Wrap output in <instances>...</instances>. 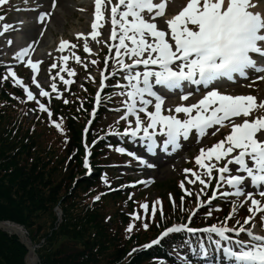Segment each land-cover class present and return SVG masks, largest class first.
Listing matches in <instances>:
<instances>
[{"label":"snow or ice","instance_id":"obj_1","mask_svg":"<svg viewBox=\"0 0 264 264\" xmlns=\"http://www.w3.org/2000/svg\"><path fill=\"white\" fill-rule=\"evenodd\" d=\"M4 3L5 0H0V5ZM166 5L167 0H94L91 31L77 34L78 39H83L84 52L91 53L93 50L88 37L91 42L102 43L98 39L101 35L99 29L104 27L105 12L110 8V40L114 43L109 44L108 49L109 53L115 50L111 75L115 77L119 74L125 82L115 85L120 89L118 95L124 97L123 112L116 124L124 121L126 125L123 131L113 129L112 135L140 144L147 154L156 155L157 149L166 154L177 151L182 147L181 141H188L191 135H195L199 144L206 136H215L221 129H230L211 147L200 148L199 155L195 157V164L201 170L199 173L192 169L184 170L195 177L189 179L186 175L188 184L199 181L202 186L195 194L196 208L189 210L187 221L173 223L143 248L160 246L166 238L179 234L181 239L172 241L169 247L181 264H220V257L223 264H264V234L255 230L254 221L257 214H261L260 220L264 221V113L254 115L264 110V101L257 103L252 95H232L219 90L226 81L248 79L249 72L264 73V14L252 10L256 7L253 0H187L186 5L170 18L165 16ZM55 8L56 0H52V9ZM50 16V12L40 13L39 22L44 24ZM157 17L164 19L165 28L158 27ZM3 20L4 17L0 16V21ZM11 27L3 25L4 31ZM7 43L12 44V41ZM69 46L71 49L78 47L61 40L58 51ZM33 51L31 44L20 47L14 59L31 69V83L39 90L38 96L50 97V93L37 82L35 74L41 61L33 62ZM72 57L81 63L75 52ZM69 58V55L60 57L62 65L56 73L64 85L73 81L60 76V72L67 71L68 76L75 74L72 69L63 66ZM108 60L109 57L104 60L105 68L108 67ZM91 63L97 64L98 61L92 60ZM55 68L57 64L53 63L49 73ZM56 76H51V79L55 81ZM100 76V91L95 97L97 105L109 79L103 71ZM9 77L14 86L23 90L28 101H35L39 110L47 113L49 118L53 116L11 67L6 69L3 79ZM258 78L264 79V76ZM50 88L52 92H57L55 82L50 84ZM197 93L201 97L195 103L165 105L166 98L171 94L178 95L180 101H189ZM92 116H95V111ZM54 123L62 132V124ZM114 150L146 168L155 167L126 147H115ZM85 151L84 167L90 170L88 145H85ZM213 180L215 187L211 196H207ZM180 187L186 195H193L190 189H185L184 182ZM201 195L207 198L201 200ZM257 195L261 199H256ZM230 197L235 199L223 221L200 228L190 226L199 209L205 208L203 215L207 219L214 211L221 210L220 205H213L214 200ZM241 197L243 201L237 204ZM99 198L96 197L97 200ZM184 199L182 196L181 211L185 210ZM248 201L251 215L244 218L243 223L235 220L229 226L228 221L235 219L238 207ZM172 203L175 208V201ZM141 207L147 215L149 205ZM151 213L155 217V205ZM160 214L163 218L162 208ZM132 215L134 219L140 218L136 213ZM250 221L252 225L245 227ZM143 228L147 230L148 223H144ZM132 230L133 225L129 224L126 231L131 233ZM158 264L166 262L159 260Z\"/></svg>","mask_w":264,"mask_h":264},{"label":"rangeland","instance_id":"obj_2","mask_svg":"<svg viewBox=\"0 0 264 264\" xmlns=\"http://www.w3.org/2000/svg\"><path fill=\"white\" fill-rule=\"evenodd\" d=\"M58 1V3H57ZM91 0H56V8L53 10L52 9V0H5V3L0 5V16L4 17V20L6 22H9V24H13L12 28H10L6 36L0 37V67L11 64L15 65L18 64V66L22 67H17L16 66H8L11 67L16 73L17 77L22 79L24 83L29 87L31 91H33L34 95L38 96V89L34 84L31 83V77H32V72L29 67L26 66L25 63H21L17 60L14 59V54L16 51L19 50L20 47L27 46L29 44L32 45V48L34 51L32 52V59L33 62L39 60L41 63L38 65L39 72L36 73V78L37 82L41 84L42 87L45 89L50 88V84L52 82H55L57 86H59V76H56V73L52 75V72L55 71L51 69V74L49 73L50 66L55 63V61L59 60L62 55L57 54V43L56 41L59 40L61 37L68 38L70 41L73 39V34L76 32H83V33H89L90 30V25H91V19L90 15L94 13V9L91 8L90 4ZM260 1V0H259ZM159 2V0H157ZM187 3V0H167V5H166V10H165V16L167 18H170L172 15L178 13L183 6H185ZM9 6L10 10L9 11H4V7ZM51 13L50 19L46 20L44 24H41L39 22V14L40 13ZM0 21V29H2L3 24H6V22ZM21 21L24 25L20 27V30L17 31L18 26H16L17 23ZM157 23L159 28H165L166 25L164 23V19L161 17H157ZM41 32H43V35H41ZM19 38V41L17 42ZM90 39V37H88ZM102 43L97 44L95 42L90 41V48L93 49L94 54L97 53L99 48L103 47V42L105 41L103 37L98 38ZM11 40L12 44L10 46H7V41ZM72 44H77V42L73 41ZM79 51H82L83 44H77ZM67 53L64 52L63 55H66ZM70 55V54H69ZM103 55V53H102ZM95 58V60L98 61L97 64H92L91 61L92 59ZM84 60L83 64L88 66L87 68L89 69V77L91 80V86H93V89L95 90L97 88V83H96V77L98 75V72L104 71L103 68V63L102 59L103 57H92V55H89L88 57H83ZM27 60V57L25 58ZM102 64V65H101ZM101 67H100V66ZM18 69V70H15ZM74 70H78L77 67H75ZM61 73V72H60ZM65 71L63 74H60V76L64 77ZM51 76H56L55 81L51 79ZM75 76V75H73ZM0 78L3 79V74H0ZM1 79H0V89L1 88ZM61 83V82H60ZM31 84V85H29ZM60 87V86H59ZM58 88V87H57ZM61 88V87H60ZM254 90L253 87L250 85L243 84V86L239 87H233L232 91L228 90L226 93L227 94H232V95H252L256 97L257 103L264 101V95L262 94L263 90L258 88L252 94L250 90ZM50 92V91H49ZM201 96H197L196 98L199 99ZM8 98V100L12 101L14 100L13 103L15 104H20V101H22V97L14 94L12 91H6L5 97ZM197 99H194L196 101ZM6 100V99H5ZM3 102L0 104V118H8V120H12V118H15L16 111L14 110H4L5 107L1 106L4 105L5 103L7 104L6 101L2 100ZM169 104L171 103V100H167ZM193 100L189 101L192 103ZM167 102V104H168ZM176 104H180V99L177 98V100L173 101ZM264 113L263 110L261 112H256L254 115H259ZM143 115V114H141ZM27 117V115H26ZM1 118V120H4ZM17 121V119H15ZM71 124L78 126L77 129H75L80 135L83 133L79 130L83 124H84V119L83 117H80V115H75L74 119H71ZM17 128L19 129V133L12 134L9 136H12L13 139L19 140L22 136H25L22 132L27 131L28 136L32 135L33 133L35 134L33 138L35 139L34 144H35V149L37 150L38 154H34V156L31 157L30 162L34 163V160L36 161H42L43 163L46 162V164L49 166L51 172L53 173L52 176L54 177V181L58 183H62V191L60 193V197L64 195H68L69 191L73 189V184L74 180L82 173L83 176H86L85 173L81 170V164H78V162L73 163L71 167H68V161L69 158L67 157L66 153V147L67 143H65L66 139L62 137V135L59 134H52L47 130L45 126L48 127L49 121L44 122L41 121L38 118L32 119V121L29 120V118H23V122L18 120ZM6 124H1L0 125V131L3 132V130H7L8 127L3 128ZM15 126V125H12ZM46 129H45V128ZM22 128V130H21ZM33 132V133H32ZM68 132V131H64ZM3 134V133H2ZM228 132H225L223 135L218 132L215 136H208L204 137L201 143L196 142V137L193 135L192 141H191V146L190 149L186 152V159H193L194 164L191 165L192 170H195L197 173H199L201 170L199 167L195 164V157L199 155V149L203 146L204 148L211 147L212 145V140H221L223 139ZM7 136L6 138L9 142V144H13V140ZM3 137H5L3 135ZM220 137V138H219ZM5 139V138H4ZM88 147L90 145V142L88 143L87 141L85 142ZM130 143V142H128ZM134 147V144H133ZM132 147V148H133ZM131 148V149H132ZM89 149V148H88ZM44 154H49L45 156H41L40 153ZM82 153V151H80ZM83 154V153H82ZM80 157L78 158V160ZM162 159L159 160L155 165L156 169H153L152 171H143V175L141 173L136 172L134 175L135 177H142L144 180L147 181V179L152 178L151 182L156 181L157 185L151 189L147 195V203H152L154 201V197L158 196V194L163 195L165 190L167 189V186L169 184H165L166 186H161L163 185V182L166 181V183H174L175 179H180L182 178L183 180L185 179V176L187 175L189 178L188 174H185L184 169L187 168L188 164L190 163V160H177L173 164L168 163L166 164L165 162L161 161ZM45 161V162H44ZM167 162V161H166ZM130 163V162H129ZM40 164V163H39ZM135 162H132L129 165H123L115 168V174H124L129 173L131 168L130 166H133L132 169H135ZM172 166V168H171ZM39 168L42 169V166L39 165L38 171L40 170ZM189 168V167H188ZM76 170L75 174L78 175L77 177H71V171ZM199 171V172H198ZM159 183V184H158ZM171 185V184H170ZM191 185V184H190ZM196 186V184H193ZM99 187V186H98ZM96 188L94 191L93 195L86 197L88 193H82L81 190L76 192V197L79 199L81 198L86 199L89 198L90 204L94 202L93 197L96 199L97 196H99V200L103 205L102 209V214L104 213L105 217L104 220L107 222H110V227L107 229L109 233H112L115 238L113 241L116 242L119 241V245L124 247V250L127 252H132V250L135 247L142 246L145 244H148L149 241L151 240V233L148 232V230H145L144 228H139L138 229V234L136 237L130 238L127 236L123 230H121V224L120 221L115 218L117 216V213L115 209L112 207L114 201H106V200H113V196L109 197H104L102 196V191L101 188ZM165 187V188H164ZM83 188V187H82ZM200 189V186L198 190ZM88 201V199H86ZM97 200V199H96ZM168 200V198H167ZM83 202V201H81ZM249 202L245 203V206L248 208L249 207ZM116 203V202H115ZM56 213L55 215L58 217V211L54 210ZM60 211V210H59ZM248 212V210H246ZM261 215V214H260ZM260 215L257 216L258 218H254V221L261 226L262 229H264V221L260 220ZM38 219L36 221V224L39 223ZM252 222V221H251ZM253 223V222H252ZM251 223V224H252ZM35 228L37 229L38 225ZM119 229V231H117ZM30 235V234H29ZM31 237V235H30ZM35 243V242H34ZM37 245V243H35ZM117 244V243H116ZM116 244L112 243L113 246H116ZM123 250V249H122ZM113 247L107 246L105 251L103 252H108L112 253ZM28 263V262H27ZM24 262V264H27Z\"/></svg>","mask_w":264,"mask_h":264},{"label":"trees","instance_id":"obj_3","mask_svg":"<svg viewBox=\"0 0 264 264\" xmlns=\"http://www.w3.org/2000/svg\"><path fill=\"white\" fill-rule=\"evenodd\" d=\"M11 105L12 101L4 110H11ZM22 117L17 113L12 120L1 117L4 121L0 118V125L6 124L3 128L8 127L0 131V221L17 223L27 230L33 242L39 244L43 241L37 252L40 264H146L148 257L145 254L128 255L124 247L121 249L119 241H113L115 236L107 230L110 222L104 220L103 204L100 201L93 197L94 202L90 204L89 198H86L87 201L81 196L79 199L76 197V192L80 190L88 193L86 197L93 195L98 176L90 180H77L69 194L60 197L62 183L54 181L46 162H30L31 157L38 154L34 148L35 134L32 132L28 136L26 130L22 132L25 136L19 140L9 136L19 133L16 126L18 120L23 122ZM71 121L67 123L71 133L66 147L68 167L78 162L77 148H80L79 133ZM47 130L53 136V130ZM6 134L13 140V144H9ZM40 155L49 154L43 152ZM39 165L42 169L38 171ZM75 172L72 169L70 176L76 177ZM56 207L62 211L60 223L56 221L53 210ZM38 219L39 223L36 224ZM34 225H38L37 229ZM120 229L125 233L124 229ZM129 237L136 235L131 234ZM112 243L117 244L113 246ZM107 246L113 247L110 255L103 252ZM25 254L26 249L16 235L10 236L0 231V264H24Z\"/></svg>","mask_w":264,"mask_h":264},{"label":"water","instance_id":"obj_4","mask_svg":"<svg viewBox=\"0 0 264 264\" xmlns=\"http://www.w3.org/2000/svg\"><path fill=\"white\" fill-rule=\"evenodd\" d=\"M0 229H2L3 231H8V232H11L13 234H18L15 230H13L11 227H10V224L8 223H0ZM19 235V234H18ZM21 236V235H19ZM22 238V237H21ZM30 254L34 257L35 261H37V258H36V255L33 253L32 250H30Z\"/></svg>","mask_w":264,"mask_h":264},{"label":"bare ground","instance_id":"obj_5","mask_svg":"<svg viewBox=\"0 0 264 264\" xmlns=\"http://www.w3.org/2000/svg\"><path fill=\"white\" fill-rule=\"evenodd\" d=\"M256 7H255V11H259V12H263V8H262V4L261 3H255ZM33 262V258L32 256L29 255V263L31 264Z\"/></svg>","mask_w":264,"mask_h":264}]
</instances>
